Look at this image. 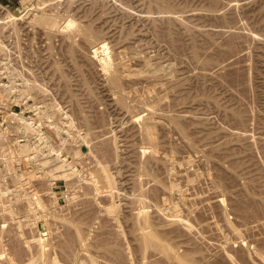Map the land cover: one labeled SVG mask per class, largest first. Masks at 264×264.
<instances>
[{
    "label": "rangeland",
    "instance_id": "rangeland-1",
    "mask_svg": "<svg viewBox=\"0 0 264 264\" xmlns=\"http://www.w3.org/2000/svg\"><path fill=\"white\" fill-rule=\"evenodd\" d=\"M0 264H264V0H0Z\"/></svg>",
    "mask_w": 264,
    "mask_h": 264
},
{
    "label": "bare ground",
    "instance_id": "bare-ground-1",
    "mask_svg": "<svg viewBox=\"0 0 264 264\" xmlns=\"http://www.w3.org/2000/svg\"><path fill=\"white\" fill-rule=\"evenodd\" d=\"M162 34H163V33H162ZM235 40H236V39H235ZM235 43H236V42H234L233 44H235ZM233 44H232V45H233ZM230 46H231V45H230ZM226 60H227V59H226Z\"/></svg>",
    "mask_w": 264,
    "mask_h": 264
}]
</instances>
